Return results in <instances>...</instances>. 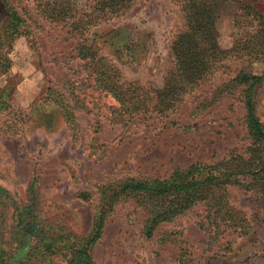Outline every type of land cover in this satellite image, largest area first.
<instances>
[{
    "label": "rangeland",
    "instance_id": "1",
    "mask_svg": "<svg viewBox=\"0 0 264 264\" xmlns=\"http://www.w3.org/2000/svg\"><path fill=\"white\" fill-rule=\"evenodd\" d=\"M44 1L0 0V239L13 252L10 263L26 253L16 250L29 239L20 232L25 208L28 221L63 235L51 250H60L53 264H68L67 239L91 233L102 186L201 169L194 175L231 158L264 162V143L249 129L247 110L251 93L264 128V80L239 81L243 74L264 75V0H209L219 54L195 84L182 80L186 89L172 111L162 105L145 116L129 110L119 91L104 89L107 68L120 74L124 90L148 93L155 106L169 85L172 44L187 28L191 0H138L110 18L102 0H69L78 19L96 21L85 33L48 19ZM11 11L21 19L17 25ZM86 38L96 57H80ZM252 169L255 185L227 186L229 206L244 222L222 244L212 240L205 203L147 238V213L130 197L108 213L93 262L178 264L185 247L201 264H264V171ZM51 252L42 243L35 254Z\"/></svg>",
    "mask_w": 264,
    "mask_h": 264
},
{
    "label": "trees",
    "instance_id": "2",
    "mask_svg": "<svg viewBox=\"0 0 264 264\" xmlns=\"http://www.w3.org/2000/svg\"><path fill=\"white\" fill-rule=\"evenodd\" d=\"M137 1L102 0V8L110 18L123 14L132 8ZM40 7L42 8L41 12L48 19L60 23L72 22L71 27L76 31H82L83 29L87 31L85 28L96 22L86 17L78 19L69 0H45L40 3ZM187 8L190 11L187 15V28L176 36L172 44L175 66L171 71L170 82L164 91L159 93L155 106L151 105L148 93L139 95V89L136 87L124 90V85L120 84V74L107 68L106 74L109 73V77L104 83V89L115 93L119 91L120 93L118 94L122 96V103L128 104L129 110L136 112V115L145 116L154 112L155 108L162 107V105L166 111H172V105L181 98L182 91L186 89L182 85V80L186 79L188 84H195L198 79L209 71L212 66L210 60L214 57V54H219V51H216L218 48L214 40L216 9H211L209 0H191ZM20 20L19 15L11 11L13 24L17 25ZM208 27L210 29H207ZM84 31L82 32L85 33ZM90 42L91 39L86 38L83 41L84 44H80V46H85L84 48L81 46L79 53L82 59L97 56L93 44L88 47ZM85 49L86 53L84 52ZM100 61L102 62L103 59H99ZM263 80L264 75L252 76L243 74L239 77L240 82L252 83L253 86ZM116 96L118 97L117 94ZM143 108L145 112H142ZM247 110L249 129L260 143H264V128L255 115L251 93L247 100ZM253 159L231 158L216 166L203 167L202 171L194 175L192 173L193 170L201 169L193 167L188 171L176 172L173 177L166 180L127 179L102 186L100 209L97 212L91 233L87 237L73 236L67 239L65 247L68 245L71 250L68 264H95L92 256L93 247L102 236L108 213L114 210L116 204L130 197H137L139 199L137 202L138 206L145 209L147 213L143 228L144 235L147 238H151L155 230L163 223L173 221L199 203H205L212 240L217 244H222L220 238H225L230 231H237L242 226V222H244L241 218V213L229 206L227 186L233 184L252 186L256 184L258 178L253 179V177L249 176L258 174L254 173L255 169H252L256 165L260 167V172L264 171V162L261 164L262 160L260 159L261 161L257 164V161ZM241 175L246 177L244 181H240ZM30 212V208H25L19 216L20 226L23 227L20 232L24 237H29V239L20 242L16 250L26 251L25 255L16 259V263H10L9 260L13 257V252H8L5 248L7 241L0 239V264H53V257H56V253L60 250L55 249L53 252L51 250L56 245L55 243L61 242L63 235L52 227L47 231L46 226L39 225L36 218H34V222L28 221V217L24 218V216ZM40 235H44V238L40 240L38 238L33 239L34 236ZM42 243L43 247L51 253H40L37 256L35 251ZM178 264L201 263L197 261L195 255L189 249L184 247L179 254Z\"/></svg>",
    "mask_w": 264,
    "mask_h": 264
}]
</instances>
